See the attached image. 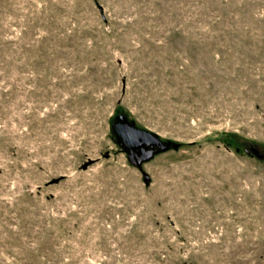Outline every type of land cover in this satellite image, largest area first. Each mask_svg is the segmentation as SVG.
Instances as JSON below:
<instances>
[{"label": "rangeland", "instance_id": "rangeland-1", "mask_svg": "<svg viewBox=\"0 0 264 264\" xmlns=\"http://www.w3.org/2000/svg\"><path fill=\"white\" fill-rule=\"evenodd\" d=\"M250 146L264 0H0V264H264Z\"/></svg>", "mask_w": 264, "mask_h": 264}, {"label": "water", "instance_id": "water-1", "mask_svg": "<svg viewBox=\"0 0 264 264\" xmlns=\"http://www.w3.org/2000/svg\"><path fill=\"white\" fill-rule=\"evenodd\" d=\"M121 119H124L123 114H118L116 115V120L114 121V123L112 124V129L115 133V136H117V142L119 144V146L121 147V149L125 148V142L124 140L121 141L120 140V135L124 136L125 138L127 137L126 135H129L132 141V144H150V145H156V150L155 152H163L168 150V145L166 143L163 142V140L156 135L155 133H152L146 129L143 128H137L135 127L132 123L123 120L121 121ZM175 146V145H173ZM245 152L249 153L253 156H257L259 158H263L264 159V153H261L257 147L254 146H250L248 148H245ZM105 155H108V153H106ZM151 157V156H150ZM149 156L146 157L145 159H149ZM127 158L129 160V162H131L132 164L136 165L139 169H141V164L139 163H134L133 161H131L130 157L127 155ZM142 177L144 179H147V175L146 173L142 172Z\"/></svg>", "mask_w": 264, "mask_h": 264}, {"label": "flooded vegetation", "instance_id": "flooded-vegetation-1", "mask_svg": "<svg viewBox=\"0 0 264 264\" xmlns=\"http://www.w3.org/2000/svg\"><path fill=\"white\" fill-rule=\"evenodd\" d=\"M120 114V113H118ZM126 120V118L121 119V121ZM125 122V121H123ZM129 122V121H128ZM131 123V122H130ZM136 127V126H135ZM115 134V133H114ZM120 140L125 142V148L122 149L124 150L126 156L128 155L134 163H139L141 164L143 161H145L146 157H150L152 155H155V150H156V145H150V144H132L131 138L129 135H126L127 137L125 138L124 136L120 135ZM163 140V139H162ZM165 143V141L163 140Z\"/></svg>", "mask_w": 264, "mask_h": 264}, {"label": "trees", "instance_id": "trees-1", "mask_svg": "<svg viewBox=\"0 0 264 264\" xmlns=\"http://www.w3.org/2000/svg\"><path fill=\"white\" fill-rule=\"evenodd\" d=\"M120 114H122V113H120ZM118 115V114H117ZM124 116V115H123ZM125 118V117H124ZM135 126V125H134ZM256 147V146H255ZM244 151H245V149H244ZM253 156V155H252ZM257 157V156H256ZM259 158V157H258Z\"/></svg>", "mask_w": 264, "mask_h": 264}]
</instances>
